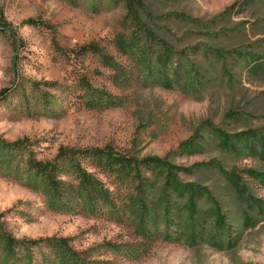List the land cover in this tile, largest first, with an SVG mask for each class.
<instances>
[{
	"label": "rangeland",
	"instance_id": "rangeland-1",
	"mask_svg": "<svg viewBox=\"0 0 264 264\" xmlns=\"http://www.w3.org/2000/svg\"><path fill=\"white\" fill-rule=\"evenodd\" d=\"M139 2L141 21L122 0H0L14 31L0 26V264L3 231L66 239L75 264H264V0ZM60 146L168 156L200 199L192 207L156 167L110 170L86 154L58 161L72 185L61 197L29 165ZM76 160L104 198L80 184ZM58 248L19 249L23 264H72Z\"/></svg>",
	"mask_w": 264,
	"mask_h": 264
},
{
	"label": "trees",
	"instance_id": "trees-1",
	"mask_svg": "<svg viewBox=\"0 0 264 264\" xmlns=\"http://www.w3.org/2000/svg\"><path fill=\"white\" fill-rule=\"evenodd\" d=\"M126 6V9L133 15V18L137 21H141L139 19V10L141 9V5L139 0H122ZM229 9H226L222 15H225L228 12ZM217 18V17H216ZM215 18V19H216ZM0 20H3V14L0 11ZM214 19H212L213 21ZM194 22L199 25L203 26V23L201 20H194ZM25 24H37V21L31 18H28L24 20ZM0 26L4 30L12 29L10 24L5 21H0ZM10 33H14L13 29L10 31ZM161 42H164L163 39H161ZM82 50H90L94 51L95 47L94 45H88L86 47H82ZM208 51V50H207ZM235 55H239V52L232 51ZM181 51H176V57L175 65L173 68V71L177 73L182 68V62L179 59V56L181 55ZM253 57L251 64L248 66V69H251L255 67L258 62L259 58L258 55H251ZM189 61L192 63L193 73L196 78V84L200 85V75L198 72V67L192 62V60L189 59ZM167 79L166 81H170L168 77H165ZM10 88H3L0 90V100H3L6 98ZM196 135H192L189 137L185 142H196ZM232 136H228L225 133H221L219 135V142L223 146H227L229 142L231 141ZM22 141H16L13 144L19 145ZM83 154L91 155L94 157H97L101 160H106L109 163L108 168L110 169L112 165H117L119 167H130L133 169L138 175L143 172H148V170L152 169L151 167H156L160 171L165 172L166 174V181L167 182H173L176 184V186L179 187V190L181 193H184L186 190L189 191L188 193V200L191 203L192 207L193 205L200 199V187H198L196 184L191 182V184H182L178 182L174 175L179 169L178 166L174 165L171 161H169L168 156L164 157H157V156H141L137 157L133 155L131 152L128 153H117L113 151L108 146H105L103 148L94 147V148H68L65 146H60L57 150V153L50 161H42V160H29V165H31L33 168H36L39 171H42L45 173L47 180L50 182L51 189L54 192L59 193L62 197V190L59 191V187H63V191H68V189L72 188L71 183H68L65 179L62 178L60 172L57 170V163L59 160H63L66 157H71L73 159H76L78 156H81ZM202 165V164H200ZM111 170V169H110ZM182 170H189V168H184ZM73 172L76 173V178L79 179L80 184L84 185L85 189L88 191L90 196H98L103 197L106 195L105 190L100 186L97 180L92 179L93 176L92 172H88L85 168L81 167L80 163L76 160L73 165ZM147 179V177H146ZM2 216V215H0ZM1 236L5 239V245H4V252L5 255L1 257V260L3 261V264H23L22 262L25 261L26 255H23V251L19 248L22 245L27 244H37V243H51L54 245H58V249L56 251V258H58L60 261H69L72 264L76 263V258L74 259L76 252L71 250L66 243V239H56V238H42L38 240H17L16 238L11 237L9 234L5 233L4 231L1 233ZM66 252H69V256L66 255ZM68 254V253H67ZM28 257V256H27ZM32 258L29 260L31 262ZM42 260L40 263H43Z\"/></svg>",
	"mask_w": 264,
	"mask_h": 264
}]
</instances>
